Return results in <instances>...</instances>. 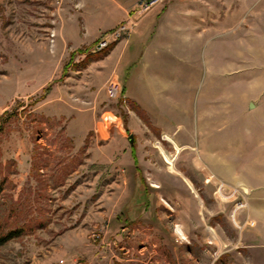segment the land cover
Returning <instances> with one entry per match:
<instances>
[{"label":"rangeland","instance_id":"374dc122","mask_svg":"<svg viewBox=\"0 0 264 264\" xmlns=\"http://www.w3.org/2000/svg\"><path fill=\"white\" fill-rule=\"evenodd\" d=\"M197 1L206 17L199 28L211 18L213 26L195 71L199 89L242 81L240 92L254 100L261 0ZM138 2L0 0V237L21 231L0 246V264H264L255 107L235 120L231 138L243 149L227 150L223 167L227 128L215 133L217 145L186 134L179 124L193 127V114L175 115L170 101H151L138 84L149 69L174 78L167 40L147 72L138 51L133 64L112 54L157 8L143 16ZM130 17L129 34L96 48ZM113 79L124 99L109 98Z\"/></svg>","mask_w":264,"mask_h":264},{"label":"crops","instance_id":"0c3cea01","mask_svg":"<svg viewBox=\"0 0 264 264\" xmlns=\"http://www.w3.org/2000/svg\"><path fill=\"white\" fill-rule=\"evenodd\" d=\"M197 3V0H174L173 4L169 5L168 8L157 7L142 20L137 29L130 35L129 39H126L121 47L120 45L114 47L112 54L116 57L118 56V58L121 56V61L126 60V63H130L132 59L133 64L136 61L134 55L138 51L137 63L147 72L151 65L159 62L162 57L161 43L163 40H167L173 69L177 71L180 67L179 65L184 64L187 70L185 78L181 79V77H178L175 71L174 78L167 79L149 69L147 81L138 79V84L143 93L152 98L151 101L154 102L170 101L175 115L179 114L186 118V116L193 114L195 119L193 127L190 126L189 129L182 123L179 124V127L185 128L186 134L195 136L196 134H204L207 144L213 145H217L214 144V135L219 130L223 132L227 128V138L229 136V140L235 137L236 132L233 128L235 120L245 117L244 115L249 113L248 108L254 106L257 128L255 136L257 153L254 158V165L256 167H264V45L262 44L260 49L261 60L259 61L261 62L258 64L259 67L256 68L254 100L250 99V93L247 91L240 92V86L243 85L242 81L231 80L228 82L224 78L221 80L215 79L204 89L200 90L195 71L200 51L208 47V45H212L213 26L211 25V18L209 26L206 19V25L203 24L199 28V19L202 20V18L206 17L196 9L195 4ZM257 7H262L261 14H263L264 0H261ZM257 10L259 11V9ZM208 40H210L209 43ZM221 65L223 70L224 68L226 69L223 71V75L227 76V58L226 61H222ZM130 70H132V67ZM243 70H246V67L244 69L240 68L238 71L241 73ZM234 88L239 89L234 91ZM127 93L130 96L128 88ZM230 96H234V99H236L234 103L232 102L234 106H227V98ZM130 98L135 103H138L134 96H130ZM152 118L157 121L154 116ZM157 125L160 126L161 124L157 122ZM227 138H224L221 146L224 152L223 167L228 166L227 150L243 149L240 146H235L237 145V138L232 139L230 142L227 141ZM212 149H214V146ZM233 165L235 166L236 164L233 163ZM257 213L258 215H264V207L260 210L258 209Z\"/></svg>","mask_w":264,"mask_h":264},{"label":"built area","instance_id":"2783aa9c","mask_svg":"<svg viewBox=\"0 0 264 264\" xmlns=\"http://www.w3.org/2000/svg\"><path fill=\"white\" fill-rule=\"evenodd\" d=\"M164 0H139L136 6V13H142L144 16L151 10H153L155 7L163 3ZM137 21L132 19L125 20L122 24L111 30L110 32L103 35L98 43L96 44V48L98 50L106 49L114 42L122 39L124 36L129 34L134 26L136 25ZM107 93L110 99L113 100H119L124 99L125 95L123 92V86L118 80H111L108 88Z\"/></svg>","mask_w":264,"mask_h":264},{"label":"trees","instance_id":"16d2710c","mask_svg":"<svg viewBox=\"0 0 264 264\" xmlns=\"http://www.w3.org/2000/svg\"><path fill=\"white\" fill-rule=\"evenodd\" d=\"M3 188H4L3 182L0 180V193L3 191ZM20 234H21V231L20 230H13V231H10L9 233H7L4 236H1L0 237V246L3 245V244H5V243H7L11 239L19 236Z\"/></svg>","mask_w":264,"mask_h":264},{"label":"water","instance_id":"95a60500","mask_svg":"<svg viewBox=\"0 0 264 264\" xmlns=\"http://www.w3.org/2000/svg\"><path fill=\"white\" fill-rule=\"evenodd\" d=\"M130 142H131V143L134 142V136H133V135L130 136Z\"/></svg>","mask_w":264,"mask_h":264},{"label":"clouds","instance_id":"9594fccd","mask_svg":"<svg viewBox=\"0 0 264 264\" xmlns=\"http://www.w3.org/2000/svg\"><path fill=\"white\" fill-rule=\"evenodd\" d=\"M183 239H186V237H182Z\"/></svg>","mask_w":264,"mask_h":264}]
</instances>
